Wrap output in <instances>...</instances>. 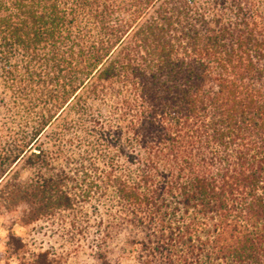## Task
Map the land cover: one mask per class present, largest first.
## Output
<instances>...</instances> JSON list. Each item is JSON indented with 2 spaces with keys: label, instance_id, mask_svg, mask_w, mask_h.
<instances>
[{
  "label": "trees",
  "instance_id": "obj_1",
  "mask_svg": "<svg viewBox=\"0 0 264 264\" xmlns=\"http://www.w3.org/2000/svg\"><path fill=\"white\" fill-rule=\"evenodd\" d=\"M0 106L16 224L95 264H264V0H0Z\"/></svg>",
  "mask_w": 264,
  "mask_h": 264
},
{
  "label": "rangeland",
  "instance_id": "obj_2",
  "mask_svg": "<svg viewBox=\"0 0 264 264\" xmlns=\"http://www.w3.org/2000/svg\"><path fill=\"white\" fill-rule=\"evenodd\" d=\"M11 116L6 114L5 110L0 106V125L6 128V131L10 129L15 130L16 124L10 118ZM73 135V134H72ZM77 136L81 139L82 134ZM70 153H80L84 151V148H72ZM25 176V172H23ZM0 212V264H23L24 261H28L33 254H37L46 250L55 252L58 255H63V262L61 264H95V259L90 256L92 253L90 245H62L64 239L61 237L65 230H71V227L61 224L59 221L55 223H46L41 221L34 226H23L22 224H16L15 221L21 214L10 213L1 214ZM17 217V218H16ZM78 224L82 228L86 227L88 231L93 232L94 227L90 228L93 223L90 216L87 222L86 218L79 215ZM34 227V228H33ZM8 228L16 236L24 239L27 245L20 246L17 253L13 246L5 245L6 237L8 234ZM119 264H136L133 257L122 259Z\"/></svg>",
  "mask_w": 264,
  "mask_h": 264
}]
</instances>
